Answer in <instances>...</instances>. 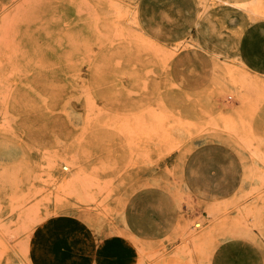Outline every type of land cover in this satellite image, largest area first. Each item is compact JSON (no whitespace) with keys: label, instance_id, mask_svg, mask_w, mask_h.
<instances>
[{"label":"rangeland","instance_id":"rangeland-1","mask_svg":"<svg viewBox=\"0 0 264 264\" xmlns=\"http://www.w3.org/2000/svg\"><path fill=\"white\" fill-rule=\"evenodd\" d=\"M138 1L0 0V264L47 226L60 258L264 264V78L187 73Z\"/></svg>","mask_w":264,"mask_h":264},{"label":"crops","instance_id":"crops-1","mask_svg":"<svg viewBox=\"0 0 264 264\" xmlns=\"http://www.w3.org/2000/svg\"><path fill=\"white\" fill-rule=\"evenodd\" d=\"M136 10L140 28L154 41L184 45L178 57L187 73L210 74L214 65L215 83L220 68L237 66L264 78V0H139ZM52 231L47 226L33 232L29 245L35 264L91 263V256L75 252L95 242L74 243V237H68L60 258L58 239L55 246L50 239ZM94 246V264H127L126 250L117 242Z\"/></svg>","mask_w":264,"mask_h":264},{"label":"bare ground","instance_id":"bare-ground-1","mask_svg":"<svg viewBox=\"0 0 264 264\" xmlns=\"http://www.w3.org/2000/svg\"><path fill=\"white\" fill-rule=\"evenodd\" d=\"M64 167L67 168L66 165Z\"/></svg>","mask_w":264,"mask_h":264}]
</instances>
